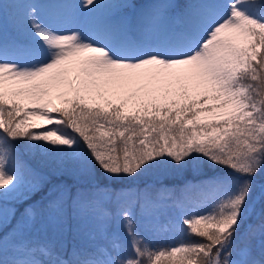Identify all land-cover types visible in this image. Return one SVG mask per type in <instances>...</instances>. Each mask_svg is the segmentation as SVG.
Segmentation results:
<instances>
[{"label":"snow or ice","instance_id":"6c2138e0","mask_svg":"<svg viewBox=\"0 0 264 264\" xmlns=\"http://www.w3.org/2000/svg\"><path fill=\"white\" fill-rule=\"evenodd\" d=\"M134 7L0 0V264H264V0ZM184 172L212 202L156 243L170 190L133 182Z\"/></svg>","mask_w":264,"mask_h":264},{"label":"rangeland","instance_id":"374dc122","mask_svg":"<svg viewBox=\"0 0 264 264\" xmlns=\"http://www.w3.org/2000/svg\"><path fill=\"white\" fill-rule=\"evenodd\" d=\"M3 2L23 4L30 2V0H3ZM67 2L73 3V2H78V0H67ZM124 2L135 6L134 8H128L124 10L128 14H132L135 12L136 9H138L141 6L154 2H167V0H124ZM170 2L183 6L187 2V0H170ZM9 30L11 32V27L9 28ZM24 159L27 163L35 165L37 161L40 160L41 158L38 156L34 157L30 155H25ZM42 167L45 174L49 178V185H48L49 187H51L52 184H55L57 182L67 183L69 185L72 184L73 177L71 176V174L67 171L61 173L58 170V166L56 163L52 161H48L46 164L42 165ZM66 167L70 168L71 166L67 165ZM172 174L173 173H167L163 175L148 174L145 175L144 177H152L153 179L155 178L163 179L167 176H171ZM133 183L139 187H143L142 182L140 181H134ZM213 195H214L213 193L207 192L205 197L198 198L197 200H195V203L191 202L192 200L190 199L189 194L184 195L182 201H175L173 203L167 202L168 198H166L164 202L165 206L161 209L160 213L156 217V220L151 225H146L143 223L140 224L139 231H141L148 239L156 243H164V242H171L178 240L181 238L179 236V226L183 212L192 210L196 207H201V209L203 210L204 206L211 204ZM178 203H183L184 205L183 209L178 207ZM28 205H34L36 212L39 213L41 211V205H42L41 194L37 193L31 199L25 200L23 203L16 202L10 198L7 206L10 209H16L22 211ZM12 223L13 224L15 223V219H12ZM110 231L118 235L121 244L124 246L123 251L127 253L130 250V244H129L130 238L126 234L123 226L121 225L117 227V225L114 223L111 226Z\"/></svg>","mask_w":264,"mask_h":264},{"label":"trees","instance_id":"16d2710c","mask_svg":"<svg viewBox=\"0 0 264 264\" xmlns=\"http://www.w3.org/2000/svg\"><path fill=\"white\" fill-rule=\"evenodd\" d=\"M199 177H194V175L190 172H184V173H179V174H172L171 176H167L163 179L155 178L153 179L152 177H141L140 179L136 181L142 182L143 187L147 185H155L156 187H166L170 191L167 195V197L171 201H176L178 199H182L185 194L181 189H183L184 182L185 181H190L192 183H196ZM207 192H201L199 190H193L191 193H188L190 198L194 200V198H199L202 195L206 194ZM179 197V198H177ZM179 235L180 232H179Z\"/></svg>","mask_w":264,"mask_h":264}]
</instances>
